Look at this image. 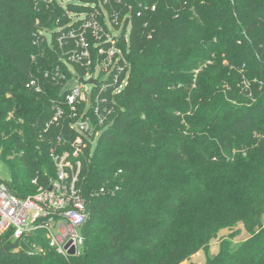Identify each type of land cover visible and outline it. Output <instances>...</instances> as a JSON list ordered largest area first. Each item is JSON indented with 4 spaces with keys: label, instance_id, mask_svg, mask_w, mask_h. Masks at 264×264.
Masks as SVG:
<instances>
[{
    "label": "trees",
    "instance_id": "1",
    "mask_svg": "<svg viewBox=\"0 0 264 264\" xmlns=\"http://www.w3.org/2000/svg\"><path fill=\"white\" fill-rule=\"evenodd\" d=\"M80 1L0 0V160L20 198L55 177L50 151L69 147L59 139L79 138L63 121L47 125L64 100L59 76L71 78L67 66L88 73L66 54L80 24L71 16L91 10ZM138 1L157 10L133 18L130 45L120 44L129 68L101 95L111 124L81 159L84 252L64 258L44 231L25 242L9 232L0 264H181L239 222L250 237L236 249L221 242L205 264H264V0H110L108 9ZM32 79L42 93L27 88Z\"/></svg>",
    "mask_w": 264,
    "mask_h": 264
},
{
    "label": "built area",
    "instance_id": "2",
    "mask_svg": "<svg viewBox=\"0 0 264 264\" xmlns=\"http://www.w3.org/2000/svg\"><path fill=\"white\" fill-rule=\"evenodd\" d=\"M49 1L56 2L63 8H67L70 3L81 4L80 0ZM86 1L90 2L85 4L90 6V13L71 16V23L80 24L66 36V54L72 62L87 68L88 73L85 77H79L67 66L71 78L59 76L66 82L61 91L64 100L54 104V116L47 125L50 128L63 121L68 130L79 138L71 141L62 136L59 142L69 147L61 152L56 148L51 149L55 177L47 187H40L34 195L17 197L11 192L7 182L0 181V238L11 232L13 240L25 242L44 231L47 237L46 248L64 258L79 256L85 250L86 240L82 230L90 217V210L78 187L83 166L81 159L84 149L93 151V142L98 141L111 124L112 110L103 107L102 104H106L107 99L101 95L107 86L116 85L121 73L129 68L120 44L129 47L134 17L157 10L156 4L138 1L127 5L121 14L115 9L109 11L110 0ZM117 1L119 4L122 2ZM49 36L47 35L48 40ZM63 44L62 36L59 39L61 48ZM63 61L68 64L65 59ZM198 72H195L196 76ZM50 77L54 81L57 79L56 75L47 72L45 78ZM81 79L97 80L99 84L94 86L82 83ZM126 82L127 78L116 89V93L124 89ZM27 88L35 93H42L44 90L40 79L30 80ZM72 250L75 252L73 256L70 255ZM31 253L44 254L45 249L34 247Z\"/></svg>",
    "mask_w": 264,
    "mask_h": 264
},
{
    "label": "rangeland",
    "instance_id": "3",
    "mask_svg": "<svg viewBox=\"0 0 264 264\" xmlns=\"http://www.w3.org/2000/svg\"><path fill=\"white\" fill-rule=\"evenodd\" d=\"M204 68L206 69V67ZM70 70L74 73V70L72 68H70ZM73 85L74 83L70 87H72ZM96 144L97 140L93 142V151L96 147ZM0 181L7 183H10L12 181V174L10 168L2 160H0ZM262 223L264 225V215L262 217ZM249 237V232L247 231L245 226L239 222L232 228H226L219 232L218 238L210 243L208 255H206L204 251H199L198 253L193 255L189 260L182 261L181 264H205L208 257L212 258L218 253L221 242L229 241L231 248L236 249Z\"/></svg>",
    "mask_w": 264,
    "mask_h": 264
},
{
    "label": "water",
    "instance_id": "4",
    "mask_svg": "<svg viewBox=\"0 0 264 264\" xmlns=\"http://www.w3.org/2000/svg\"><path fill=\"white\" fill-rule=\"evenodd\" d=\"M82 83H86V84H91V85H94V86H98V81L97 80H90V81H84L83 79H81L80 80ZM75 254V252H74V250H72L71 252H70V255H74Z\"/></svg>",
    "mask_w": 264,
    "mask_h": 264
}]
</instances>
